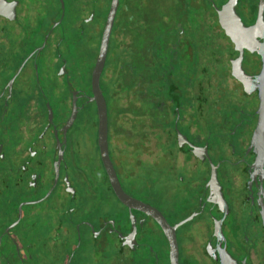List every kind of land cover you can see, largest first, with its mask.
I'll return each instance as SVG.
<instances>
[{
	"label": "flooded vegetation",
	"instance_id": "flooded-vegetation-1",
	"mask_svg": "<svg viewBox=\"0 0 264 264\" xmlns=\"http://www.w3.org/2000/svg\"><path fill=\"white\" fill-rule=\"evenodd\" d=\"M225 2L0 0V264H171L144 204L170 225L192 216L179 264H264L260 98L233 74L262 68L264 28L246 32L260 0H236L234 39ZM108 21L98 84L129 202L98 141Z\"/></svg>",
	"mask_w": 264,
	"mask_h": 264
},
{
	"label": "water",
	"instance_id": "water-1",
	"mask_svg": "<svg viewBox=\"0 0 264 264\" xmlns=\"http://www.w3.org/2000/svg\"><path fill=\"white\" fill-rule=\"evenodd\" d=\"M235 3L236 0H227L222 7L220 8V19L221 21L223 20H230L229 23H225L224 27L228 35L231 36L232 39L235 37L234 29L235 25L234 22L235 20H239V16L237 15L235 11ZM263 6H264V0H260L259 2V20L252 25L249 28H246V32L250 34H259L260 33V28H264V19L262 16L263 12ZM110 27H111V22L108 21L106 24V27L103 32L101 44H100V50L99 54L97 56V61L93 70L92 74V83H93V93H94V98L96 99L97 102V112H98V141H99V146L101 148V154L103 158V162L105 164V167L107 168V171L110 175L114 191L116 195L122 199L124 202H129L131 201V198L128 194H126L123 189L121 188V185L118 181V178L116 176V173L114 171V168L112 166V163L110 161V158L108 156V151H107V140H106V131H107V122H106V105H105V100L102 95V92L99 88L98 84V79H99V74L102 70L103 64H104V58H105V53H106V48H107V42H108V35L110 32ZM262 31V30H261ZM243 31L242 33H246ZM263 32V31H262ZM264 35V32H263ZM258 52L262 56V61L263 65L260 70V72L255 76L251 77L247 75L242 68L238 67L237 69L233 70V74L240 79L244 84L251 83L255 85L258 89V95L260 98V103L258 107V114H259V120H258V125L256 132H264V43L261 45V47L258 49ZM141 208L146 209L149 211L155 219L160 223L162 226L169 244H170V263L171 264H179L178 263V247H177V242H176V237H175V227L190 219L192 216H189L178 223L174 225H170L166 219L160 214L158 211H155L151 206L144 204L141 205ZM148 208V209H147Z\"/></svg>",
	"mask_w": 264,
	"mask_h": 264
},
{
	"label": "rangeland",
	"instance_id": "rangeland-1",
	"mask_svg": "<svg viewBox=\"0 0 264 264\" xmlns=\"http://www.w3.org/2000/svg\"><path fill=\"white\" fill-rule=\"evenodd\" d=\"M145 10H146V9H145ZM146 11H148V10H146ZM146 13H147V12H145V14H146ZM224 98H227L226 95H224ZM84 127H87L88 129H90V128L93 129V127H92L91 125H89V123H87L86 126L84 125ZM185 175H187V173H185Z\"/></svg>",
	"mask_w": 264,
	"mask_h": 264
},
{
	"label": "trees",
	"instance_id": "trees-1",
	"mask_svg": "<svg viewBox=\"0 0 264 264\" xmlns=\"http://www.w3.org/2000/svg\"><path fill=\"white\" fill-rule=\"evenodd\" d=\"M134 109H135V104H134ZM121 110V108H118V111H120Z\"/></svg>",
	"mask_w": 264,
	"mask_h": 264
}]
</instances>
